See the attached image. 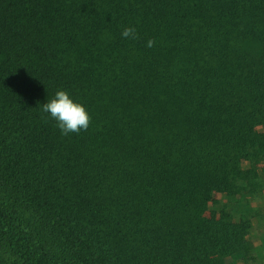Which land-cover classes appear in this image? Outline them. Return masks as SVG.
Listing matches in <instances>:
<instances>
[{
	"label": "trees",
	"instance_id": "1",
	"mask_svg": "<svg viewBox=\"0 0 264 264\" xmlns=\"http://www.w3.org/2000/svg\"><path fill=\"white\" fill-rule=\"evenodd\" d=\"M263 193L264 0H0V264H246Z\"/></svg>",
	"mask_w": 264,
	"mask_h": 264
},
{
	"label": "clouds",
	"instance_id": "2",
	"mask_svg": "<svg viewBox=\"0 0 264 264\" xmlns=\"http://www.w3.org/2000/svg\"><path fill=\"white\" fill-rule=\"evenodd\" d=\"M121 36L133 40L138 38L134 27H124ZM154 45L155 40H147L148 48H152ZM41 112L46 114L42 115V119L51 118L56 121V126L64 136L87 131L91 123V117L86 108L82 104L74 102L64 90L57 91L53 99L43 103Z\"/></svg>",
	"mask_w": 264,
	"mask_h": 264
},
{
	"label": "rangeland",
	"instance_id": "3",
	"mask_svg": "<svg viewBox=\"0 0 264 264\" xmlns=\"http://www.w3.org/2000/svg\"><path fill=\"white\" fill-rule=\"evenodd\" d=\"M244 167L248 168L249 164L245 163ZM216 199L226 201V198L221 194L216 195ZM256 200L247 207L251 212L244 215L249 222L247 239L252 241L254 245L253 255L246 264H264V193ZM228 210L237 216L241 214L230 207ZM239 264L243 263L240 262Z\"/></svg>",
	"mask_w": 264,
	"mask_h": 264
}]
</instances>
